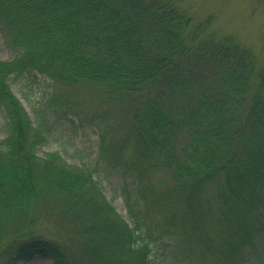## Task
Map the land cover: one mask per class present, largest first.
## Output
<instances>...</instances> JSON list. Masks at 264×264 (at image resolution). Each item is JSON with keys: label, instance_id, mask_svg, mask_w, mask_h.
Listing matches in <instances>:
<instances>
[{"label": "trees", "instance_id": "1", "mask_svg": "<svg viewBox=\"0 0 264 264\" xmlns=\"http://www.w3.org/2000/svg\"><path fill=\"white\" fill-rule=\"evenodd\" d=\"M180 1L0 0V30L15 48L0 57V264L35 254L52 264H149L154 218L156 239L169 248L192 231L219 258L216 248L226 250L201 227L214 221L232 236L228 264L242 248L264 252V62L212 28V15L193 22ZM25 70L95 84L107 100L125 102L130 120L103 153L121 168L126 216L91 168L68 165L57 149L37 154L46 134L10 87ZM40 194L74 225L76 245L32 234ZM192 254L185 246L178 259L190 263Z\"/></svg>", "mask_w": 264, "mask_h": 264}, {"label": "rangeland", "instance_id": "2", "mask_svg": "<svg viewBox=\"0 0 264 264\" xmlns=\"http://www.w3.org/2000/svg\"><path fill=\"white\" fill-rule=\"evenodd\" d=\"M179 5L187 8L193 22H198L212 15L211 27L221 34H233L242 43L250 46L257 55L258 61L264 62V0H181ZM0 22V27L2 26ZM15 48L5 43L3 32L0 30V57L12 58ZM10 87L20 99L28 112L33 124L43 129L45 140L36 149L37 154L57 149L70 166H83L93 170V177L101 185V190L113 206L126 216L123 198L119 194L121 177L120 167L108 162L107 152L103 149L110 139L118 140L119 124L129 121L125 111V102L107 100L95 84L67 83L52 81L45 74L25 70L20 74L9 77ZM6 117L0 110V139L5 135ZM101 135H104L102 143ZM118 136V137H117ZM112 139V141H113ZM111 141V142H112ZM130 150V147L127 148ZM104 150V151H103ZM160 177H168L167 172L160 170ZM166 182L164 178L161 180ZM88 192H96L93 188ZM85 193L80 195V201L71 213L77 217L84 214ZM52 198L40 194L37 206L30 211L34 215L32 234L54 237L76 245L77 236L74 225L60 216H64L50 208ZM67 210L71 207L67 205ZM150 254L149 264H228L229 252L227 246L232 236L226 231L219 230L214 221H207L201 226L205 233L213 235L216 245L223 247L226 252L217 247L216 258L199 241L200 238L192 231L181 234V245L167 247L160 239H156L161 229L154 227L158 218L150 220ZM218 227V228H217ZM219 242V243H218ZM222 243V245H221ZM167 248H166V247ZM185 246L192 249L190 263L183 261ZM187 250V249H186ZM249 251L248 247L235 251L232 259L235 264H264V252ZM250 258L253 263H250ZM17 264H52L51 260L38 254L30 259L20 260Z\"/></svg>", "mask_w": 264, "mask_h": 264}]
</instances>
